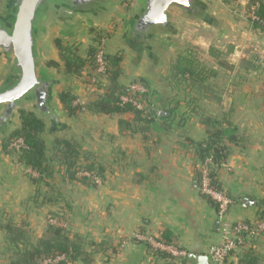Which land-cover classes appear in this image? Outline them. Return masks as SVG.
<instances>
[{
    "label": "crops",
    "instance_id": "0c3cea01",
    "mask_svg": "<svg viewBox=\"0 0 264 264\" xmlns=\"http://www.w3.org/2000/svg\"><path fill=\"white\" fill-rule=\"evenodd\" d=\"M197 1L208 10L205 18H190L178 11L173 14L175 41H166L168 35L155 32L151 37L153 48L145 49L147 55L137 54L130 62V57L123 53L121 84L143 80L151 91L154 108L170 114L164 118L155 114L147 126L146 138L139 131L143 123H134L132 131L121 133L120 119L130 121L133 116L96 115L83 109L75 118H69L59 95L52 100L60 123L65 126L62 137L77 140L83 150L93 152L96 161L104 165L105 179L101 185L84 187L57 174L45 183L53 189L44 190L43 183L35 184L25 174L26 166L18 161V156L3 149L6 131L0 132V211L3 220L22 227L31 242V234L35 232L32 243L43 236L48 213L63 216L64 212L71 220L73 233L96 244H109L107 250L96 255L95 264H158L148 246L132 238L136 231L149 235L169 232L187 253L206 255L219 243L221 233L217 211L202 197L195 178L200 164L188 149L190 140L206 138L199 123L201 115L222 118L230 113L238 127L244 141L235 147L218 174L224 191L235 198L226 220L230 223L256 220L255 199L264 195V82L253 72L251 80H236L234 88L229 87L226 80L220 79L223 68L219 60L226 59L229 51L238 57L244 47H257L255 38L264 44V34L224 15L219 6L217 9L211 6V0ZM79 18L58 19L51 29L62 36L75 37L84 26V20ZM109 41L110 50L115 43ZM257 48L254 50L259 51ZM180 55L202 66L205 62L207 68L216 71L209 83L215 87V96L221 98L220 104L187 89L172 77ZM52 61L57 62L54 56L49 62ZM54 72L56 68L48 66L41 75L55 80ZM61 73L62 91H69L81 106L86 107L96 99L85 94L83 78ZM51 127L47 123L49 142L57 137L49 135ZM52 191L59 198L51 199ZM242 199H250L254 205L244 207ZM251 243L264 257V235ZM242 252L233 254L227 264H240ZM13 253L5 234L0 232V264H11Z\"/></svg>",
    "mask_w": 264,
    "mask_h": 264
},
{
    "label": "trees",
    "instance_id": "16d2710c",
    "mask_svg": "<svg viewBox=\"0 0 264 264\" xmlns=\"http://www.w3.org/2000/svg\"><path fill=\"white\" fill-rule=\"evenodd\" d=\"M259 3L260 8L256 9L257 15L264 19V4L262 1L254 0L253 6ZM254 11V8L252 9ZM255 27L264 34V26L254 23ZM60 59L63 64V71L66 75L73 77H83V73L88 64H94L96 49L89 51V59H84L78 51L69 45H64L60 39H56ZM108 84L104 93L98 95L96 99L83 107L74 105L76 98L69 91H62L59 94V102L67 113L69 118H75L83 109L96 115L109 116H133L132 120L120 119L119 126L121 133L132 131L134 123H143L139 131L145 135L154 119L155 112L152 102L150 103V118L143 112L136 110L132 105L122 106L120 95L125 89L121 84L122 61L120 54H106ZM195 62L188 57L180 55L173 66L172 77L194 92L203 94L206 98L221 103V98L215 96V87L209 83V78L215 76L216 71H206L197 69ZM219 65L227 70L233 67L222 61ZM48 66L58 68L57 62H49ZM94 70L91 71L90 77ZM143 81V80H142ZM144 82V81H143ZM145 83V82H144ZM19 125L8 136L3 143V149L8 150L9 143L17 138H23L26 148L18 155V161L26 167L37 172L39 178L33 179L35 184L47 183L57 174L70 183H79L84 187H95L94 178L105 179L106 169L102 163L96 161L93 152L83 150L80 143L74 139L64 137H55L51 142L44 137L47 131V123L33 110L20 109ZM199 123L205 131L206 138L202 141H189L188 149L192 150L200 166L196 168L195 178L199 189H201L202 173L201 167L207 159L212 160L209 167V181L213 190L223 192L233 202L235 198L226 193L219 180V170L224 162L233 155L236 146L243 143L239 135L238 127L232 122L230 113L224 114L222 118H214L207 115L199 117ZM130 119V118H129ZM50 144V145H49ZM89 175V176H88ZM202 197L217 211L218 204L209 196ZM257 222L264 220V198L256 201ZM57 219H63L61 214H56ZM0 232L5 234V240L14 250L11 264H41V261L62 258L53 264H94V255L103 252L109 248L107 242L96 244L89 242L85 237L79 234H71L65 228L49 225L43 236L32 243L22 227L17 226L12 221H4L3 214L0 211ZM163 243L173 245L183 250L177 244L176 238L169 232H163L161 235ZM86 246L94 248L90 253ZM149 248V247H148ZM157 258L158 264H186L187 258L177 260L170 254L161 251L153 253ZM240 264H264V257L256 251L252 243L247 244L240 256Z\"/></svg>",
    "mask_w": 264,
    "mask_h": 264
},
{
    "label": "water",
    "instance_id": "95a60500",
    "mask_svg": "<svg viewBox=\"0 0 264 264\" xmlns=\"http://www.w3.org/2000/svg\"><path fill=\"white\" fill-rule=\"evenodd\" d=\"M111 2L114 0H9L5 16H0V52L12 59L10 74L0 89V132L11 123L15 111L30 95H33L36 113L51 123V132L65 128L52 105V92L57 81L44 77L38 71L40 23L53 7H60L61 15L73 18L94 14ZM142 2L141 11L127 25V31L133 37L130 43L137 45L136 49L148 44L155 32L174 33V11L190 18H205L206 10L197 0ZM230 104L231 101H228L227 106ZM154 112L158 118L170 115L159 108H154ZM241 202L244 207L254 205L250 199H242ZM187 259L193 264H210L205 254L190 253Z\"/></svg>",
    "mask_w": 264,
    "mask_h": 264
},
{
    "label": "rangeland",
    "instance_id": "374dc122",
    "mask_svg": "<svg viewBox=\"0 0 264 264\" xmlns=\"http://www.w3.org/2000/svg\"><path fill=\"white\" fill-rule=\"evenodd\" d=\"M253 1L254 0H211V6L215 7L219 6L218 9L221 11L224 15H227L228 17H232L234 20L238 21H243L246 25L251 30H256L257 32H261L260 29L256 28L254 23L250 19V15L252 13V9L254 8L253 6ZM262 1L264 4V0H258ZM8 3L9 0H0V16H5L6 10L8 8ZM143 5V2L141 4V0H114V2H111L106 5V7L102 10H99L98 12L94 14H87L84 16H75L73 18H68L66 16H63L59 12V8L53 7L51 8L47 14L46 18L42 20L40 23L41 31H39V38H38V45H39V50H38V71L41 74L44 70L48 68V63L51 61L52 57L54 56L57 63H59V67L56 68V72H54V79L58 81L56 86L53 89L52 96L53 99H56L60 92L63 90V64L59 56V52L57 49V46L55 44L56 39H60L64 45H69L74 47L80 56H82L84 59H89V51L91 49H97V46L99 44V41L102 38H107L106 41V54L110 51V53L113 54H120L123 57V53L128 55L130 57V62L134 59V57L137 56V54H143V56L147 55L146 54V48L150 47L151 49L153 48V40H149L148 44H144L143 46H140L139 48L136 49L134 44H131L130 42L132 41L133 37L132 35L129 34V31H127V25L130 19L135 18L137 14L141 11V6ZM200 5L208 11L202 3ZM215 9V10H216ZM177 11H174L173 14L175 15ZM80 17V18H79ZM79 18V20H84V26L79 32H77V35L74 36H62L60 32H56L53 29H51V25H54L58 19H64V21H76V19ZM88 19V20H87ZM91 19L94 21L90 23ZM93 25V26H92ZM180 26H182L180 24ZM161 35L166 34L169 37L166 39V41L170 40L171 42L175 41L174 39H177L176 35L177 33H169L166 31H158L157 32ZM109 40H114V45L111 47L109 50V45L110 41ZM256 46L258 47H244L243 50L244 52L239 54L238 57L232 53V51H229L227 54V58L222 57L223 63H227L228 65H231L233 67L232 70H227L223 68V71L221 70L220 74V79L226 80L227 83H229V87L235 86V81L236 80H241V79H249L251 80V75L252 73L256 72V74L260 77V80L264 82V44H262L261 40H258L257 38L254 39ZM148 45V46H147ZM255 48L259 49L254 50ZM263 52H261V50ZM137 51V52H136ZM195 51V50H194ZM242 51V50H241ZM196 54H198L195 51ZM216 53H213V55ZM224 54V53H222ZM217 55V54H216ZM215 55V56H216ZM200 57V55L197 56ZM218 58L219 54H218ZM203 59V58H202ZM199 63H202L200 60H198ZM176 62V61H175ZM196 62V61H195ZM205 63V62H204ZM202 63L204 66L201 64H197L196 62V67L197 69H200L202 71H206L207 74L210 71V68H207V65ZM195 64V63H194ZM12 67V59L6 56L4 53L0 52V89L4 82L6 81L8 75L10 74ZM94 70L93 75L95 74V69H94V64H88L86 67L84 73H83V78L82 81H84V84L86 86L85 94H90L92 97H97L98 95L104 93L105 89L100 88L99 91L92 92L89 89V75L91 71ZM93 75H91L93 77ZM90 77V78H92ZM211 77L209 78L210 81ZM233 79V80H232ZM231 81V82H230ZM134 82H143L141 79H135L130 81L128 84L134 83ZM144 83V82H143ZM127 84V85H128ZM146 84V83H145ZM125 85V87L127 86ZM147 85V84H146ZM149 87V86H148ZM234 88V87H233ZM90 90V91H89ZM103 91V92H102ZM151 94V91H150ZM55 100H53L54 102ZM52 102L53 107H55V104ZM20 109H26V110H33L36 112L34 109L33 105V95L28 96L19 108L15 111L14 116L11 120V123L3 130V132L6 131L5 134V140L8 138V136L15 130L16 127L19 125V113L18 111ZM2 111V108H0V112ZM46 123L50 124L48 120H45ZM52 133V134H51ZM66 132L62 133L61 131H54V132H49V135H55L57 137H62L65 135ZM45 138L47 141L51 139L50 136L46 133ZM50 145V144H49ZM15 154V153H14ZM18 156L19 154H15ZM42 188L51 190L50 187L51 185H46L43 183L41 185ZM52 188V187H51ZM53 189V188H52ZM43 193V192H42ZM51 193V199H56L59 198V196H55L54 191L50 192ZM42 195V194H41ZM264 198H257L255 199L256 201H260V199ZM233 205L230 206V208ZM63 213V219H58L63 225L62 226H56V227H62L65 228L67 231H69L72 235L75 234L72 232L70 229V224L71 220L69 216H67V213ZM55 213L51 212L48 213L46 216V226L48 227L51 225L48 221L49 217L51 218H56ZM67 219H66V218ZM66 221H65V220ZM68 224V225H67ZM54 226V225H51ZM47 229V228H46ZM32 242H35V232H32ZM85 237V236H83ZM87 241L93 242V240L85 237ZM221 239V235H220ZM86 249L90 252L93 253L95 250L94 248L90 246H86ZM101 253V252H100ZM98 254V253H97ZM94 255V264L96 262V255ZM207 254V253H206ZM228 262V261H227Z\"/></svg>",
    "mask_w": 264,
    "mask_h": 264
},
{
    "label": "built area",
    "instance_id": "2783aa9c",
    "mask_svg": "<svg viewBox=\"0 0 264 264\" xmlns=\"http://www.w3.org/2000/svg\"><path fill=\"white\" fill-rule=\"evenodd\" d=\"M258 8H260L259 3L255 5L254 11H252L250 15V19L253 23H258L264 26V19H261L256 13V9ZM106 41L107 38L105 37L99 41L94 56L95 74L89 82V89H92V92L99 91L100 88L104 89L108 84L107 62L105 59ZM150 96V89L145 83L134 82L125 87L123 93L120 95V103L122 106L132 105L136 110L143 112L150 118ZM80 104L79 100L74 102V105ZM25 148L26 145L23 138H17L11 141L8 146L9 152L15 154H20ZM211 165L212 160L207 159L205 164L201 167L202 181L200 191L203 195L211 197L219 206L217 215L220 222L221 239L217 245L212 246L209 249L206 255L209 258L210 264H227L228 259L233 254L242 251L245 249L247 244L264 235V220L259 222L254 221L239 223H230L226 220L230 206L233 205L234 202L223 192L215 191L211 188L209 181V167ZM25 174L32 180L39 178L38 173L28 167H25ZM93 182L96 185L102 184V180L98 178H94ZM48 221L54 226L63 225L56 218L49 217ZM132 238L139 243L147 245L152 254L155 251L166 252L177 260L186 259L189 255V253L184 250H180L173 245L163 243L160 235H149L136 231ZM61 259L62 258H57L56 260L47 259L41 261V264H53Z\"/></svg>",
    "mask_w": 264,
    "mask_h": 264
}]
</instances>
